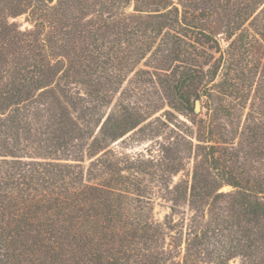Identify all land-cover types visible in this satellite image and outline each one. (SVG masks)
<instances>
[{"label": "trees", "instance_id": "obj_1", "mask_svg": "<svg viewBox=\"0 0 264 264\" xmlns=\"http://www.w3.org/2000/svg\"><path fill=\"white\" fill-rule=\"evenodd\" d=\"M172 113L158 155L111 149ZM190 162L162 223L132 204ZM236 258L264 264V0H0V264Z\"/></svg>", "mask_w": 264, "mask_h": 264}, {"label": "rangeland", "instance_id": "obj_2", "mask_svg": "<svg viewBox=\"0 0 264 264\" xmlns=\"http://www.w3.org/2000/svg\"><path fill=\"white\" fill-rule=\"evenodd\" d=\"M13 21H15L16 23L20 24L21 29L25 28L27 26L26 22H24V17L21 16L19 18L14 19ZM221 45L223 48H225V43L221 41ZM119 95L115 96V100H118ZM151 95H143L141 97H139V104H145L146 100L151 99ZM114 100V101H115ZM113 105V103H112ZM168 108L166 107V110ZM247 110H244V112H242V120H243V114H245ZM163 111H160L159 113H157L155 116H153L152 118H155L157 116H159ZM201 112V109H200ZM151 118V119H152ZM170 120V123L167 121H164L165 126H162L161 124H158L159 126L158 129H156V127L153 129V131L159 130V133H154V132H150L151 128L147 129L144 133L146 134L145 136H143V134H141L140 136H138L135 140H125L123 143H114L113 146L111 147V149H113L115 152L117 153H121L124 154L130 158L137 159L138 158H143V159H148L151 156H156L159 154V145L163 144L164 142H166V138L171 135L170 131L168 130L167 126L170 127L172 129V131L174 130L176 133H181L184 131L185 129V124H188L189 121L186 117L180 115V114H176V113H172L171 117H168ZM165 120H167V118H165ZM241 120V122H242ZM240 122V125H241ZM184 124V125H183ZM157 125V124H154ZM157 134V135H156ZM181 136V135H180ZM84 165H87V163H85ZM191 166H192V162L188 163L184 170L179 172L177 175H175L174 177H172V183L171 180L167 183V185H162L160 183H156L155 181L151 180V177L148 175H144L143 173H141V175H138V179L136 180L137 182L141 181L143 182L144 179L150 183H148L147 188L144 190H147V192L149 193V195H147L148 198H150L149 204L147 205L146 203V199L144 201H140V202H133L132 204H134L136 207H139L140 209H146L148 212L149 217H152L155 221L162 223L163 220L167 217L171 215L170 212V208L172 206L171 202L169 201V196L167 197V193L168 191L172 188V186L177 183L180 179H184L186 178L190 172H191ZM145 168V167H144ZM154 168H151L148 173H152ZM147 171V170H146ZM143 174V175H142ZM146 183V182H144ZM140 188L142 189V183H140ZM223 192L226 191H230V188L226 187V188H222ZM148 209H151V211H149ZM177 214L174 216V219H177L181 216L182 213L185 214V217H188L189 214V210L188 207L186 205H184L183 203H181L177 208ZM168 241V240H166ZM242 263V259L236 258L234 260L231 261V264H241Z\"/></svg>", "mask_w": 264, "mask_h": 264}, {"label": "water", "instance_id": "obj_3", "mask_svg": "<svg viewBox=\"0 0 264 264\" xmlns=\"http://www.w3.org/2000/svg\"><path fill=\"white\" fill-rule=\"evenodd\" d=\"M200 103L198 101L195 102V107H194V111L195 113H199L200 112Z\"/></svg>", "mask_w": 264, "mask_h": 264}]
</instances>
